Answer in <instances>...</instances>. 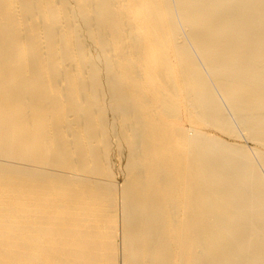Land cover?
Here are the masks:
<instances>
[{"label":"bare ground","instance_id":"obj_1","mask_svg":"<svg viewBox=\"0 0 264 264\" xmlns=\"http://www.w3.org/2000/svg\"><path fill=\"white\" fill-rule=\"evenodd\" d=\"M220 100L264 149V0H0V264H264Z\"/></svg>","mask_w":264,"mask_h":264},{"label":"rangeland","instance_id":"obj_2","mask_svg":"<svg viewBox=\"0 0 264 264\" xmlns=\"http://www.w3.org/2000/svg\"><path fill=\"white\" fill-rule=\"evenodd\" d=\"M220 102H221V104H222V106H223V109H224V111L226 112V114H228V116H229V118H230V120H231V123H232V126H233V128H234V130H235V134H236V136H238V137H240V138H238V140H233V138H229L228 136H222L223 134L221 133V134H219L218 132L216 133V131L214 132V130H208V134L210 135V136H212V137H215L216 139H219V140H221L222 142H224V143H226V144H231V145H242V146H244L246 149H248V150H255V149H259V150H263L264 151V149L263 148H261L260 146H257L256 144H254V142H251V141H249V140H247V142H246V138L244 137V133H243V131L237 126V124L232 120V117H231V115H230V112L228 111V109L226 108V106H225V104L220 100ZM179 125L183 128V129H185V130H187L190 126H189V123L185 120V119H183L181 122H179ZM212 131V132H211ZM221 135V136H220ZM229 139H228V138ZM181 215V217H182V214H180ZM136 264H144V261H142V260H136ZM172 264H181V261L179 260V259H172Z\"/></svg>","mask_w":264,"mask_h":264}]
</instances>
